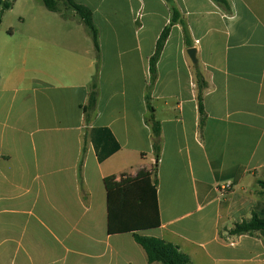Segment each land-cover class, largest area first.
I'll list each match as a JSON object with an SVG mask.
<instances>
[{
  "label": "crops",
  "instance_id": "crops-1",
  "mask_svg": "<svg viewBox=\"0 0 264 264\" xmlns=\"http://www.w3.org/2000/svg\"><path fill=\"white\" fill-rule=\"evenodd\" d=\"M73 1L92 13L98 71L89 30L63 2L51 12L15 0L2 15L0 264H149L132 234H109L105 185L156 163L148 93L161 125V226L141 234L179 246L191 264H264V231L230 233L255 214L264 219V8L254 0H172L178 20L150 86L170 4ZM198 74L207 84L203 123ZM97 129L119 147L103 162L91 139Z\"/></svg>",
  "mask_w": 264,
  "mask_h": 264
},
{
  "label": "trees",
  "instance_id": "trees-1",
  "mask_svg": "<svg viewBox=\"0 0 264 264\" xmlns=\"http://www.w3.org/2000/svg\"><path fill=\"white\" fill-rule=\"evenodd\" d=\"M173 10V20L171 25L166 27L159 37L156 52L150 60L151 85L156 80V65L159 61L164 45L169 37L170 28L177 22L178 12L173 6L172 0H166ZM15 0H0V24L2 15L5 11L12 8ZM59 2H63L67 8L74 10L85 27L89 30L97 57V71L100 66V45L99 33L92 19L91 11L75 3L73 0H43L45 7L51 12H59ZM198 87V106L201 123L206 118L203 105V91L207 87L200 74L197 76ZM150 90V87H149ZM99 87L97 74L93 77L90 85V93L87 105L84 107L85 120L88 124L96 113ZM147 109L149 112L145 122L150 127L153 137V151L156 163L151 170H142L136 177L121 176L120 181L116 177L105 179L108 198L109 223L108 231L111 235L132 234L134 241L145 251L149 264H191L190 257L181 251L180 247L166 242L154 236L141 234L143 231L157 229L161 226L159 207L157 203V164L161 155V125L155 118V109L151 103L150 94L146 98ZM99 129L91 132L97 158L99 162L105 161L119 147L111 148L107 137L101 135ZM264 187V183L260 182ZM255 231H264V219H260L256 214L251 221L237 224L231 230L232 235H243Z\"/></svg>",
  "mask_w": 264,
  "mask_h": 264
},
{
  "label": "rangeland",
  "instance_id": "rangeland-1",
  "mask_svg": "<svg viewBox=\"0 0 264 264\" xmlns=\"http://www.w3.org/2000/svg\"><path fill=\"white\" fill-rule=\"evenodd\" d=\"M27 1H30V2H32V3H35L36 5L37 4H40L41 5V8H43L44 10H46V7H45V5H44V3H43V0H19V6L21 7L22 5H24ZM254 2L257 4V5H259L260 7H263L264 8V0H254ZM263 21H264V17H263ZM18 23V22H17ZM27 23H30V20L27 18ZM10 24V23H9ZM21 26H25V25H21ZM9 27V26H8ZM8 27H7V29H8ZM14 28H16L17 29V26H16V24H14V26H13ZM5 28L6 27H0V34L2 33V32H4V31H6L5 30ZM153 233V235H154V232H152ZM149 236L151 235V234H148ZM205 264V263H204ZM207 264V263H206Z\"/></svg>",
  "mask_w": 264,
  "mask_h": 264
},
{
  "label": "water",
  "instance_id": "water-1",
  "mask_svg": "<svg viewBox=\"0 0 264 264\" xmlns=\"http://www.w3.org/2000/svg\"><path fill=\"white\" fill-rule=\"evenodd\" d=\"M188 55L190 57V59L192 60V62L194 63V65L197 63V58H196V49L195 48H191L188 50Z\"/></svg>",
  "mask_w": 264,
  "mask_h": 264
}]
</instances>
